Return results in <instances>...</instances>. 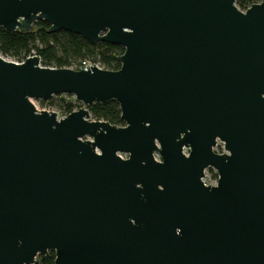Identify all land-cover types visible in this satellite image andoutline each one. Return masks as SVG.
<instances>
[{
	"label": "water",
	"instance_id": "obj_1",
	"mask_svg": "<svg viewBox=\"0 0 264 264\" xmlns=\"http://www.w3.org/2000/svg\"><path fill=\"white\" fill-rule=\"evenodd\" d=\"M36 19L123 52L0 55V264H264V0H0V27ZM61 93L83 106L31 102ZM109 99L121 126L90 116Z\"/></svg>",
	"mask_w": 264,
	"mask_h": 264
},
{
	"label": "trees",
	"instance_id": "obj_2",
	"mask_svg": "<svg viewBox=\"0 0 264 264\" xmlns=\"http://www.w3.org/2000/svg\"><path fill=\"white\" fill-rule=\"evenodd\" d=\"M257 1L235 0V4L243 10ZM48 28L49 23L45 20L37 21L34 28L29 31H8L0 27V54L19 62L31 54H36L43 66L74 69H77L83 58L90 57L104 69L119 68L117 56L123 52L121 45L104 41L92 44L73 32L64 30L49 32ZM74 105L72 102H67L64 106V114L73 111ZM87 109L92 119L104 120L117 126L124 124L120 116L119 104L114 99L92 103ZM213 175L216 176V173L213 172ZM54 258V251L49 250L43 257L39 256L35 264H54Z\"/></svg>",
	"mask_w": 264,
	"mask_h": 264
},
{
	"label": "rangeland",
	"instance_id": "obj_3",
	"mask_svg": "<svg viewBox=\"0 0 264 264\" xmlns=\"http://www.w3.org/2000/svg\"><path fill=\"white\" fill-rule=\"evenodd\" d=\"M0 55L7 60L19 62V61L11 59L9 56H5L2 54H0ZM83 60H90L91 62H94V61H92V59H90V57H85V58H83ZM31 102L34 104V106L37 108V110L53 111V112L57 113L58 117H63L66 115V114H64V109H65L64 106L67 102H72L73 104H75L73 110H77L78 108L83 106V104L81 102L75 100V97L72 94H66V93L55 94L49 100L32 98ZM214 150L216 152H222L223 151V144L218 141L217 145L214 147ZM213 172H215V170L212 168H207L205 170V173H206L205 180L209 183H214V182L216 183L217 175L214 176ZM35 258H36V260H38L39 255H37Z\"/></svg>",
	"mask_w": 264,
	"mask_h": 264
},
{
	"label": "built area",
	"instance_id": "obj_4",
	"mask_svg": "<svg viewBox=\"0 0 264 264\" xmlns=\"http://www.w3.org/2000/svg\"><path fill=\"white\" fill-rule=\"evenodd\" d=\"M93 64H94V66L101 67V66L99 65L98 62H91L90 60H83V61L77 66V70H81V69H85V70H87V69H89L90 66L93 65ZM69 68H72V67H69ZM72 69H74V68H72ZM118 155H119L120 157H122V158H126V157H127V155L124 154V153H118ZM154 155H155L156 158H158L157 153H154ZM205 170H206V169H205ZM205 175H206V173H205V171H204V176L202 177V181H203V183H204L205 185H208V184H211V185H212V184H215V182H214V183H209V182H207V181L205 180Z\"/></svg>",
	"mask_w": 264,
	"mask_h": 264
},
{
	"label": "flooded vegetation",
	"instance_id": "obj_5",
	"mask_svg": "<svg viewBox=\"0 0 264 264\" xmlns=\"http://www.w3.org/2000/svg\"><path fill=\"white\" fill-rule=\"evenodd\" d=\"M39 20H43V19H36L33 23H32V28H34V26H35V23L37 22V21H39ZM183 151L185 152V153H187V150L186 149H183ZM157 159H159V156H158V158Z\"/></svg>",
	"mask_w": 264,
	"mask_h": 264
}]
</instances>
